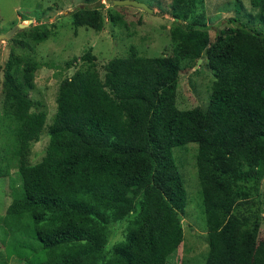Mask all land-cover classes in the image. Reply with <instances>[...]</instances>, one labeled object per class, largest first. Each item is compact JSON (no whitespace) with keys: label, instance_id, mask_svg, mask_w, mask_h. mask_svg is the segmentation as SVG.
<instances>
[{"label":"trees","instance_id":"trees-1","mask_svg":"<svg viewBox=\"0 0 264 264\" xmlns=\"http://www.w3.org/2000/svg\"><path fill=\"white\" fill-rule=\"evenodd\" d=\"M252 4L260 8L257 18L263 22L264 0ZM204 9L205 0H181L180 9L174 7L170 57L115 58L101 75L96 55L85 54L88 67L60 85L57 111L47 127L49 142L36 163L33 147L47 126V112L39 111L29 95L39 63L11 55L2 108L13 125L8 130L20 184L11 182L13 201L0 216V227L4 236L20 239L14 246L20 259L29 264H154L160 251L173 252L181 233L166 235L151 200L166 199L185 213L187 190L174 150L196 144L209 241L205 264H264V253H258L264 204V34L234 17L229 23L236 25L218 31L212 41ZM70 16L75 29L104 28L98 9L81 7ZM53 33L44 29L30 37L37 45ZM204 59L214 77L209 103L180 109V72ZM116 226L125 227L124 238L107 249ZM30 240L42 249L34 260L23 251Z\"/></svg>","mask_w":264,"mask_h":264},{"label":"rangeland","instance_id":"rangeland-1","mask_svg":"<svg viewBox=\"0 0 264 264\" xmlns=\"http://www.w3.org/2000/svg\"><path fill=\"white\" fill-rule=\"evenodd\" d=\"M118 0H0V35L10 32L21 23L31 25L16 33L12 39L0 42V216H5L13 199L11 182L20 184L18 160L12 145L8 127L11 121L4 117V81L6 65L11 55H20L26 60L39 63L35 75V88L29 93L38 110L47 112V126L41 140L33 147L32 162L41 160L48 145V126L57 111L56 99L63 80L71 78L78 70L89 65L82 57L89 51L96 55L98 69L115 58L140 56L145 58L170 57L174 42L171 30L175 25L174 7L180 9L181 0H136L151 8L154 13L130 6H115ZM253 0H205V22L212 28V41L220 30L234 27L229 20L238 17L247 28L264 34V21H259V7ZM81 7L98 9L104 19L102 31L82 27L75 29L70 14ZM200 13V11H199ZM186 22L185 24H187ZM44 29L54 33L41 44H35L32 34ZM26 30V31H25ZM214 77L207 67L206 59L191 61L183 66L178 85L177 103L180 109L206 108ZM198 146L188 144L174 150V157L185 181L187 206L185 213L178 212L166 199L160 203L152 198L154 217L166 230V235L180 231L181 242L173 252L160 251L154 264H205L209 252L206 217L203 208L201 185L196 167ZM264 202V180L261 183ZM261 217L262 228L258 242V253H264V204ZM123 223H119L120 225ZM125 227L116 226L107 249L124 238ZM7 236V237H6ZM4 236L0 227V264H29L20 259L15 251L16 241L12 233ZM23 251L34 260L42 252L35 240ZM9 246L11 248H9ZM163 247V246H162ZM31 248V249H30ZM19 253V252H18Z\"/></svg>","mask_w":264,"mask_h":264},{"label":"water","instance_id":"water-1","mask_svg":"<svg viewBox=\"0 0 264 264\" xmlns=\"http://www.w3.org/2000/svg\"><path fill=\"white\" fill-rule=\"evenodd\" d=\"M115 6H120V7H126V6H130L136 9H140L143 10L149 14H153L154 11L149 8L147 5H145L144 3L138 2L136 0H118L114 2ZM32 23V21H29L28 24L25 23H21L18 26L14 27L10 32L4 34V35H0V42L6 41V40H10L12 39V37L19 31L22 29H26L28 26H30ZM199 62H201V60H199Z\"/></svg>","mask_w":264,"mask_h":264}]
</instances>
